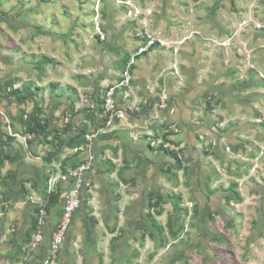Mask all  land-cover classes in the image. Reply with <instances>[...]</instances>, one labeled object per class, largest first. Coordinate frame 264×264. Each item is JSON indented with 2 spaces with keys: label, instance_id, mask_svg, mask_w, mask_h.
<instances>
[{
  "label": "rangeland",
  "instance_id": "obj_1",
  "mask_svg": "<svg viewBox=\"0 0 264 264\" xmlns=\"http://www.w3.org/2000/svg\"><path fill=\"white\" fill-rule=\"evenodd\" d=\"M0 82L35 94L0 97V264H264V0H0ZM93 144L51 259L49 156Z\"/></svg>",
  "mask_w": 264,
  "mask_h": 264
},
{
  "label": "built area",
  "instance_id": "obj_2",
  "mask_svg": "<svg viewBox=\"0 0 264 264\" xmlns=\"http://www.w3.org/2000/svg\"><path fill=\"white\" fill-rule=\"evenodd\" d=\"M99 36L100 39H103L104 34L100 33ZM152 42H153V38L152 37L148 38L146 46H149L150 44H152ZM142 50H144V47L140 48L139 51ZM129 65L130 63L127 62V67H129ZM123 74L124 77L126 78L128 74L127 69L124 71ZM86 137L87 140H89L90 136L86 135ZM81 150L87 152V155L77 164L76 167L69 170L66 174L62 175L61 177L62 181H64L66 184V188L62 194L60 216L58 218V221L55 225V228L52 232L51 238L48 243V255L50 257H54L55 254L61 248L68 234V231L71 227L73 215L76 209L79 207L82 191L89 185V183L87 182V173L90 171L93 160L91 149H81ZM45 216H46V212L44 208L42 206L39 207L36 213L35 230L31 238L32 247H36L42 241L43 238L42 227L44 225Z\"/></svg>",
  "mask_w": 264,
  "mask_h": 264
},
{
  "label": "crops",
  "instance_id": "obj_3",
  "mask_svg": "<svg viewBox=\"0 0 264 264\" xmlns=\"http://www.w3.org/2000/svg\"><path fill=\"white\" fill-rule=\"evenodd\" d=\"M93 147H94V144H93ZM59 153H60L59 151L55 152V154L51 155L49 157V159H48V160H50L52 157L55 158V159H53L49 163V165L51 166V170H50V173H49L48 178H47V181H46V189H45L46 190L45 195H47L50 192L58 193V200H57L56 203H59V206H58L59 209L57 211L55 210V206L54 205L56 203H54V205H52L53 207L50 206L48 208L49 211L47 213V211H46V209L44 207L45 206V198H46L45 195H44V198L41 199V202L37 206V209H39V207L42 206L44 208L45 212H46L44 225L42 227V230H43V238H42V241L40 242L41 244H39V245H41V246L46 245L45 247H46V250L47 251H48V243H49V240L51 238L52 232H53V230L55 228V225H56V223L58 221V218L60 216L62 194H63V192H64V190L66 188V184H65L64 181H62V178L61 177H62V175L66 174L69 170H71L74 167H76L77 164L82 160V159L79 160L77 158L72 157V158L66 159V161H65V160H62L63 158H65L64 156H61V159H58V158H56V156L60 155L62 152L60 154ZM73 153H74V151H73ZM91 154H92V159L93 160H92V164H91L90 171L87 173V182L88 183H89V176L91 175L92 169L94 168L95 161H96V150H95V147L93 149H91ZM88 187H89V185H88ZM88 187H86L82 191L81 197H82V195L84 194V192L86 191V189ZM76 211H75V213H76ZM75 213H74V215H75ZM74 215H73V217H74ZM50 216H53V219L52 220L50 219ZM35 220H36V214L34 215L33 222L30 224V230L31 231H32L33 225H35ZM34 230L35 229H33L32 232H34ZM69 232H70V229L68 231V234H69ZM68 234H67V236H68ZM32 235H33V233H32ZM32 235H31V238H32ZM67 236H66V238H67ZM66 238H65L64 242L66 241ZM64 242H63V244H64ZM55 256H56V254H55ZM55 256L54 257H50V258L51 259H54Z\"/></svg>",
  "mask_w": 264,
  "mask_h": 264
},
{
  "label": "trees",
  "instance_id": "obj_4",
  "mask_svg": "<svg viewBox=\"0 0 264 264\" xmlns=\"http://www.w3.org/2000/svg\"><path fill=\"white\" fill-rule=\"evenodd\" d=\"M29 92L27 94H23L18 88H11L10 83H7V82L1 83L0 82V97L8 99L10 101H15L17 104H23L28 99L33 100V98H34L33 95H35V94L31 89L29 90ZM33 105L34 106H33L32 110L30 111V113L27 116V120H25L26 131L28 133H35L36 135H41L43 137H46L47 135H50L51 133H53L54 136L60 137V136H58V134H60V133L56 130H52L49 127L48 121L46 119H42L39 116L38 107L35 104H33ZM66 127H69V125H67ZM68 129L69 128H67L66 131H68ZM0 134H1V132H0ZM82 134H83V132L81 131V132H79V134L76 135V145H79L83 141V138L81 137ZM58 146H60V145H57V147H56L57 149H54L52 155L55 154V152H57L59 150ZM162 148L164 149V152L169 154L171 157L177 156L173 150H170L166 147H162ZM19 159H21V156L18 153L14 154V155L6 154L4 156V158L0 157V166L2 165L4 160H7L8 162H14V161L19 160ZM45 196H46L45 207H48V206L56 203L58 200V193L50 192ZM37 211H38V209H36V212ZM33 229H35V225H33L32 231H33Z\"/></svg>",
  "mask_w": 264,
  "mask_h": 264
}]
</instances>
